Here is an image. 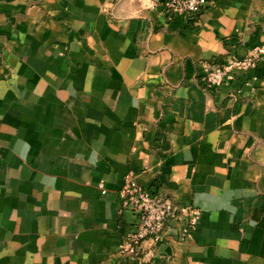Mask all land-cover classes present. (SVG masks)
Masks as SVG:
<instances>
[{"label": "crops", "instance_id": "1", "mask_svg": "<svg viewBox=\"0 0 264 264\" xmlns=\"http://www.w3.org/2000/svg\"><path fill=\"white\" fill-rule=\"evenodd\" d=\"M261 45L264 0H210L197 20L153 0H0V264H264V55L204 80ZM129 173L201 209L193 240L118 253Z\"/></svg>", "mask_w": 264, "mask_h": 264}, {"label": "built area", "instance_id": "2", "mask_svg": "<svg viewBox=\"0 0 264 264\" xmlns=\"http://www.w3.org/2000/svg\"><path fill=\"white\" fill-rule=\"evenodd\" d=\"M209 1L153 0V6H161L170 19L185 16L197 20ZM263 55L264 45H261L250 49L241 58L215 59L206 63V85L212 88L236 82L237 71L246 72L256 67ZM246 81L244 83L248 84ZM119 199L121 212L129 210L136 218L133 228L124 236L118 249L120 255L147 262L155 257L156 247L164 242L194 239L201 217V209L196 205L142 187L134 173L126 175ZM174 230H177L176 236L172 234ZM148 240L152 241L153 247L145 245Z\"/></svg>", "mask_w": 264, "mask_h": 264}]
</instances>
